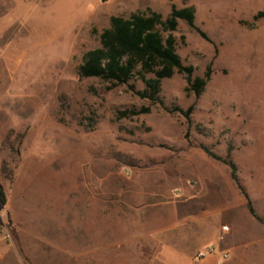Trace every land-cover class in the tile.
Returning <instances> with one entry per match:
<instances>
[{
    "label": "rangeland",
    "instance_id": "374dc122",
    "mask_svg": "<svg viewBox=\"0 0 264 264\" xmlns=\"http://www.w3.org/2000/svg\"><path fill=\"white\" fill-rule=\"evenodd\" d=\"M173 5L193 6L195 24L209 39L185 21L172 33L183 64L194 67L192 80L211 67L200 97L187 91L189 78L178 73L163 80L155 103L137 94L146 89L138 75L114 89L101 79L80 78L84 56L100 46L113 16L152 9L165 20ZM159 30L166 40L169 33ZM191 106L189 120L175 111ZM145 107L147 114L123 115ZM204 148L236 165L239 185L231 168ZM21 174L27 177L15 205L30 232L29 252L42 262L53 260L41 253L45 243L60 239L55 207L65 196L86 200L92 184L111 208L140 211L144 220L156 217L159 238L176 221L198 216L217 222L209 212L218 205L222 218L235 210L251 233L264 237V0H0V181L13 186ZM242 190L263 222L250 214ZM2 206L0 233L11 246ZM75 206L72 215L85 235L123 237L121 227ZM225 225L222 220L221 232ZM203 233L200 245L213 241L214 231ZM231 234L217 237L222 249ZM146 247L151 253L164 248L159 242ZM253 247L251 256L261 254ZM259 248L264 252V244ZM4 249L0 264H17ZM108 264L120 263L112 258ZM240 264H264V256Z\"/></svg>",
    "mask_w": 264,
    "mask_h": 264
},
{
    "label": "crops",
    "instance_id": "0c3cea01",
    "mask_svg": "<svg viewBox=\"0 0 264 264\" xmlns=\"http://www.w3.org/2000/svg\"><path fill=\"white\" fill-rule=\"evenodd\" d=\"M26 177L22 174L18 176V182L13 186L6 185L0 181V203L3 205L1 211L7 214V218L11 224V238L13 237L14 239L11 246L7 245L3 242L4 238L0 233V248H5L4 255L6 253H9L10 256L16 255L17 264H108L112 258L120 264H142L144 261L149 262L148 264H151L152 261L172 264L179 259H194L198 251L215 244L220 251L229 252V259L224 264H227L229 261H231V264H240V262L252 259L257 260L261 256H264L262 254L264 252H261L262 248H259L261 244H264V237H258L260 235L259 231L256 234L255 232L251 233L248 225H246L247 223L239 219L235 210L230 211L222 218L220 206H214L211 210L212 212L209 213L218 215L219 220L217 222L213 219L212 221H207L206 217L202 218L198 216L192 218L193 220L176 221L172 223V226L166 232V236L159 238L156 217H149L144 220L140 211L127 214L124 208H111L105 197L95 195V185L92 184L91 195L86 200H81L77 196H69V201H67L65 196L64 204L55 207L56 216L58 215L56 218V231L59 232L60 239H55L54 243L49 241L45 243L41 253H43V256L51 254L53 260L42 262L41 259L38 260L29 252L26 238L30 237V232H28L25 223L19 215L20 210L15 205V192L18 191L19 187H22L20 183ZM23 189L25 190V188ZM24 193H20L22 199L25 196ZM23 204V212H27L28 207L24 200ZM77 204L84 206L87 213H96L103 221L112 222L118 228L121 227L123 237L114 240L108 237L109 234L105 231L99 232L101 236H99L98 240L90 233H87L88 236L85 235L83 224L77 221V217H75L76 221L74 219V215L78 211L75 210L78 208V206H75ZM177 205L178 203L173 202V210L176 212H178V209H176ZM248 209L255 219L263 222L256 213L255 215L260 219L251 213L249 204ZM222 220L229 224L225 225L229 227V231L232 230L229 238L230 245L227 250L221 247L222 237L220 239L217 238L221 233L226 234L223 230L222 232L220 230ZM207 228L208 230L211 229L212 234L214 231V234L211 235L213 237L210 236L211 239L213 238V241L208 240V243L200 245V242L197 240H199V236L204 234L203 232ZM128 230L130 231L129 233H127ZM241 234L249 236L244 237ZM158 242L164 246L163 250L160 253L149 252L148 250L151 248H147L146 246H157ZM253 245L255 246L253 248L261 254H253L251 256L249 249ZM165 249L167 253H165ZM126 251H129V254ZM252 253H255V251H252ZM218 258L219 255L210 256L202 264H216Z\"/></svg>",
    "mask_w": 264,
    "mask_h": 264
},
{
    "label": "trees",
    "instance_id": "16d2710c",
    "mask_svg": "<svg viewBox=\"0 0 264 264\" xmlns=\"http://www.w3.org/2000/svg\"><path fill=\"white\" fill-rule=\"evenodd\" d=\"M195 20L196 10L193 6L179 9L175 5L172 6L171 13L165 20L160 13L152 9L133 13L129 17L113 16L110 27L103 30L100 35V46L84 56L79 67V76L82 79H101L110 84L109 89H114L127 85L138 75L146 85V89L137 94L155 103L160 101L163 80L173 77L176 73L184 74L189 78L187 91L200 97L211 78V67L207 68L204 77H196L192 80L194 67L183 64L176 51V39L172 35L177 31L179 21H185L203 39L209 40L206 33L196 26ZM159 28L169 33L166 40ZM175 111L183 113L189 120L194 106L189 107L185 112L179 109ZM149 112L150 108L145 107L139 111L124 112L123 115L137 116ZM204 151L213 159L227 164L231 168L233 180L239 185L238 170L232 161L218 157L207 148H204ZM242 193L248 200L251 213L257 217L248 195L244 190Z\"/></svg>",
    "mask_w": 264,
    "mask_h": 264
},
{
    "label": "built area",
    "instance_id": "2783aa9c",
    "mask_svg": "<svg viewBox=\"0 0 264 264\" xmlns=\"http://www.w3.org/2000/svg\"><path fill=\"white\" fill-rule=\"evenodd\" d=\"M222 230L224 233H227V232H229V227L224 226L222 228ZM213 255H219V258H218L216 264H224V262H226L230 256L229 252L220 251L215 245H209L206 248H204L203 250L198 251L194 256V260L197 263H202L207 258H209L210 256H213Z\"/></svg>",
    "mask_w": 264,
    "mask_h": 264
}]
</instances>
